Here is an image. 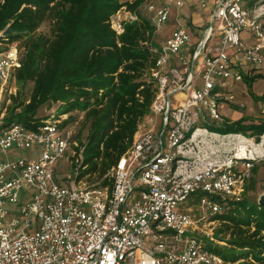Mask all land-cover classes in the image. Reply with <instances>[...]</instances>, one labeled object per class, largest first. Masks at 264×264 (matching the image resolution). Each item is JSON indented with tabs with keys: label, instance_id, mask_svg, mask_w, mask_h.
<instances>
[{
	"label": "built area",
	"instance_id": "obj_1",
	"mask_svg": "<svg viewBox=\"0 0 264 264\" xmlns=\"http://www.w3.org/2000/svg\"><path fill=\"white\" fill-rule=\"evenodd\" d=\"M260 2L253 9L246 0L146 3L156 32L170 4L209 14L204 29L178 24L160 48L151 47L149 115L161 116V128L146 117L139 123L107 186L82 182L85 147L64 124L69 114L52 112L36 128L7 124L21 52L0 34V151L40 147L36 159L0 158V264H230L214 250L224 242L208 226L244 199L264 162V132L228 131L234 119L224 113L243 107L235 87L264 65ZM142 5L111 17L117 34L140 20ZM62 159L70 172L58 179Z\"/></svg>",
	"mask_w": 264,
	"mask_h": 264
},
{
	"label": "trees",
	"instance_id": "obj_2",
	"mask_svg": "<svg viewBox=\"0 0 264 264\" xmlns=\"http://www.w3.org/2000/svg\"><path fill=\"white\" fill-rule=\"evenodd\" d=\"M145 1L0 0V34L21 52L19 89L12 96L14 112H7V124L36 128L46 117H37L39 109L55 103L65 104L63 113L70 114L64 124L76 121L75 111H84L89 130L86 143L80 144L87 168L80 178L95 175L103 186L110 184L109 172L131 148L155 96L150 70L157 60L151 50L156 29L149 17L140 14L120 35L110 23L119 10L135 11ZM246 1L253 9L261 0ZM46 22L50 33L38 34ZM259 76H245V82L251 86ZM30 83V97H21ZM244 120L225 129L264 132V119L248 125ZM215 219L220 221L216 238L232 247L226 253L216 245V252L230 264H264V203L253 204L245 197Z\"/></svg>",
	"mask_w": 264,
	"mask_h": 264
},
{
	"label": "rangeland",
	"instance_id": "obj_3",
	"mask_svg": "<svg viewBox=\"0 0 264 264\" xmlns=\"http://www.w3.org/2000/svg\"><path fill=\"white\" fill-rule=\"evenodd\" d=\"M167 2V0H146L141 9L140 14L142 16H146L148 14V11L145 9L146 3H153L157 7H160L164 5ZM189 3L182 7H177L176 4H170V18L164 22L163 26L159 29L158 32L155 33V36L153 38L154 46L157 48H160L166 40L171 36L172 32L176 28L178 24L187 25L191 17V9L189 7ZM261 5V2L257 4L256 7H259ZM191 6V5H190ZM258 13H263L262 16V23L264 24V8L259 10ZM209 12L197 9L196 15L198 16L199 20L204 22L205 18L208 16ZM150 16V15H149ZM50 22L44 23L41 28L38 31V34H46L48 35L50 33ZM204 29L205 25H199V29ZM202 31H198L199 34H201ZM250 35V30H246L243 32V37L248 38ZM197 39L194 40V42ZM19 48V45H18ZM23 51V50H21ZM253 76L256 74H260L258 78L253 82V84L250 86L248 85L245 80L243 82H239L235 87V92L238 97V104L240 106H243L240 108V113L237 115L233 112V109H226L224 110V113L226 116L234 119V121H238L240 119L245 118L243 124H258L260 119H264V65L259 68H253L252 70ZM251 78V77H250ZM19 89V88H18ZM31 89L32 84H28L26 86V90L23 92L21 97L29 98L31 95ZM15 105L13 102L8 104V114L13 113V107ZM21 108L18 107L15 111L19 113ZM65 109V104L61 103H55L50 106H43L39 109L37 113V117H44L47 116L50 113H57L58 115L63 114V111ZM70 115V114H69ZM85 115V112L82 110H77L72 114V117L76 118V121L73 123H70L71 129L74 131L75 139L78 141L79 145L81 146L80 142L86 143L87 141V135L89 126L83 122V116ZM69 117V116H68ZM149 125H155L157 128V131L161 128V116H152L147 115L146 116ZM150 118H154V122L150 121ZM252 134H259L257 132H252ZM39 151L40 147L35 146L31 150H20V149H11L7 151V153H3L0 151V158L3 159H19L22 157H28L32 159H36L39 157ZM57 177L58 179L65 176L67 173L70 172L69 168V162L65 160H60L57 165ZM83 183L87 184L88 186H94V185H100L104 181L103 179L97 178L95 175H87L83 177ZM245 197L253 204L260 203L264 200V162H261L256 165L255 171H253V177L250 180ZM244 197V198H245ZM190 204V203H187ZM200 225H203V222L200 223ZM208 227H214L213 231L216 233L217 229H219L220 224L216 223L215 225H210ZM224 242L223 244H217L221 249L224 250L226 253L231 252V245H229L227 242Z\"/></svg>",
	"mask_w": 264,
	"mask_h": 264
},
{
	"label": "crops",
	"instance_id": "obj_4",
	"mask_svg": "<svg viewBox=\"0 0 264 264\" xmlns=\"http://www.w3.org/2000/svg\"><path fill=\"white\" fill-rule=\"evenodd\" d=\"M122 1H133V0H122ZM190 5H189V7L191 9V17H190V20L188 21L189 22L188 24L191 25L192 23H196L197 25H199V24L201 25V24L205 23L207 21V17L205 18L204 22L200 21L198 16L196 15L197 9H199V8L196 6H193L192 4H190ZM248 77H252V76H248ZM233 112L236 113L237 115H239L238 113H240V110H236V111L233 110Z\"/></svg>",
	"mask_w": 264,
	"mask_h": 264
},
{
	"label": "water",
	"instance_id": "obj_5",
	"mask_svg": "<svg viewBox=\"0 0 264 264\" xmlns=\"http://www.w3.org/2000/svg\"><path fill=\"white\" fill-rule=\"evenodd\" d=\"M262 203H264V200H263V201H261L259 204H262Z\"/></svg>",
	"mask_w": 264,
	"mask_h": 264
}]
</instances>
